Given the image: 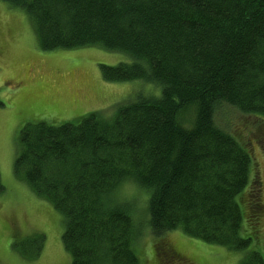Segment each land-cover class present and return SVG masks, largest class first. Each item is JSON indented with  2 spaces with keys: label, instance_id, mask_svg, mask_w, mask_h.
<instances>
[{
  "label": "trees",
  "instance_id": "trees-1",
  "mask_svg": "<svg viewBox=\"0 0 264 264\" xmlns=\"http://www.w3.org/2000/svg\"><path fill=\"white\" fill-rule=\"evenodd\" d=\"M0 1L28 14L41 49L122 52L132 60L101 64L104 80L160 88L111 116L22 128L14 174L62 216L70 264L142 263L129 182L148 194L154 236L180 230L264 264L250 248L263 211L251 150L216 119L227 105L264 120V0ZM43 240L21 252L37 256Z\"/></svg>",
  "mask_w": 264,
  "mask_h": 264
},
{
  "label": "rangeland",
  "instance_id": "rangeland-1",
  "mask_svg": "<svg viewBox=\"0 0 264 264\" xmlns=\"http://www.w3.org/2000/svg\"><path fill=\"white\" fill-rule=\"evenodd\" d=\"M131 60L125 53L98 46L43 50L28 14L0 1V264H70L71 255L62 242V216L14 174L18 136L28 124H78L91 112L114 115L119 105L140 93L158 95L159 87L142 80L103 79L101 64ZM216 119L251 150L252 177L259 181L263 211L262 237L254 239L250 248L264 257V120L227 105L217 112ZM120 195L133 200L130 203L136 210L137 229L142 232L137 241L141 264H239L243 252L190 237L180 230L154 236L146 224L148 194L129 182L122 186ZM246 227L244 215L243 235L249 232ZM42 235L40 253L23 255L21 245L33 253L35 244L30 240Z\"/></svg>",
  "mask_w": 264,
  "mask_h": 264
}]
</instances>
